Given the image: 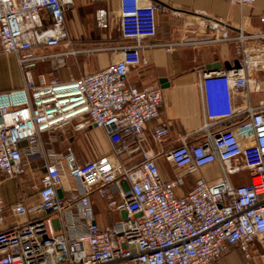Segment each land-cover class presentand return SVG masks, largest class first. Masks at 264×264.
Here are the masks:
<instances>
[{
  "label": "built area",
  "instance_id": "2783aa9c",
  "mask_svg": "<svg viewBox=\"0 0 264 264\" xmlns=\"http://www.w3.org/2000/svg\"><path fill=\"white\" fill-rule=\"evenodd\" d=\"M72 3L0 0V50L17 55L24 79L22 87L0 92V184L3 178L26 172L21 141L43 151V133L57 129L66 133L69 125L77 131L104 128L113 156L79 161L70 146L53 160L44 154L46 172L38 207L62 218V228L56 229L51 217H41L0 229V264H215L233 246L247 257L259 248L264 260V80L250 74L256 64L264 70V31L249 33L243 26L197 17L203 28L214 31L203 41L234 42L243 56L229 68L202 73L203 91L221 90L226 105L222 110L207 102L200 136L183 137L166 154L180 169L166 180L157 154L148 148L146 131L147 121L160 113L163 89L158 84L138 87L128 80L130 68L141 62L142 49L159 45L151 41L157 32L158 4L120 0V31L130 40L121 57L69 80L48 78L36 72L39 62L77 51L46 54L35 47L57 46L68 38L64 13ZM96 21L108 27L109 10L98 9ZM251 91L260 96L257 105L237 103L238 96ZM169 135L166 122L154 128L156 140ZM135 152L140 160L128 164L125 158ZM213 163L221 167L217 178L198 177L191 188L178 193L186 175ZM244 169L250 181L234 184L230 175ZM66 176L78 180L80 187L60 196L58 189ZM93 193L111 211L125 216L100 225ZM4 208L0 186V226ZM11 210L21 217L28 207L20 200ZM80 223L85 231H77ZM67 227L73 232L68 233Z\"/></svg>",
  "mask_w": 264,
  "mask_h": 264
},
{
  "label": "crops",
  "instance_id": "0c3cea01",
  "mask_svg": "<svg viewBox=\"0 0 264 264\" xmlns=\"http://www.w3.org/2000/svg\"><path fill=\"white\" fill-rule=\"evenodd\" d=\"M158 4L156 19L157 32L151 40L159 45L145 47L141 52V62L132 66L128 72V80L132 84L143 87L158 84L163 89V102L157 117L147 121L148 148L157 154L156 162L164 179H173L180 169L166 158L168 151L179 144L183 137L197 138V133L206 122L207 102L220 109L226 105L224 93L211 89L206 94L201 86L202 73L207 69L229 68L242 59L234 42H208L202 39L214 34L211 29L203 28L197 17H209L226 21L231 27L243 26L249 33L264 31V0L253 3H240L230 0H142ZM120 0H73L64 13L68 38L57 46H36L38 53H59L75 49L76 54H65L61 58L49 57L39 62L36 72H43L49 78L55 76L61 80H69L83 73L99 70L110 62L118 60L122 55V47L130 42L120 31ZM107 8L110 13L108 27H100L96 21V11ZM45 19L48 18L44 15ZM178 43L171 49L168 44ZM252 77L264 80V70L254 65ZM24 84L22 70L17 55L0 50V92L22 87ZM264 84V82H263ZM259 94L247 92L237 97V103H259ZM236 119L227 121L234 123ZM166 122L170 127V135L156 140L154 128ZM196 133V134H195ZM197 135V136H196ZM43 151L38 147H29L27 141H21L24 174L6 177L1 180V191L5 201L3 223L0 229H8L13 224L41 218L51 217L56 229L62 228V218L53 212H46L38 207L39 190L46 172L44 154L53 160L62 157L70 146L79 161H87L100 156L112 154V144L104 128L90 126L77 131L69 125L66 133L61 130L45 132L42 135ZM140 153L127 156L125 161L134 164L140 160ZM221 174L218 163L210 164L200 171L185 176V183L178 188L182 194L191 188L198 177L213 180ZM234 184L248 183L250 173L244 169L230 175ZM79 181L66 176L59 187L60 196H65L70 188H79ZM24 201L28 207L26 215H13L11 205ZM92 201L97 221L100 225H108L124 216V213L111 211L105 201L97 194H92ZM73 214L79 218L77 207ZM69 220V212L64 215ZM85 224L80 223L78 232L85 231ZM67 232H73L67 227ZM215 264H264L258 248L252 257H247L238 247H230Z\"/></svg>",
  "mask_w": 264,
  "mask_h": 264
},
{
  "label": "water",
  "instance_id": "95a60500",
  "mask_svg": "<svg viewBox=\"0 0 264 264\" xmlns=\"http://www.w3.org/2000/svg\"><path fill=\"white\" fill-rule=\"evenodd\" d=\"M124 216H125V213H124Z\"/></svg>",
  "mask_w": 264,
  "mask_h": 264
}]
</instances>
